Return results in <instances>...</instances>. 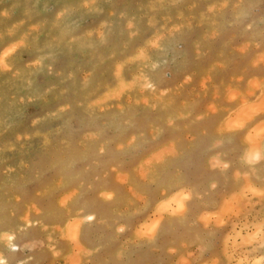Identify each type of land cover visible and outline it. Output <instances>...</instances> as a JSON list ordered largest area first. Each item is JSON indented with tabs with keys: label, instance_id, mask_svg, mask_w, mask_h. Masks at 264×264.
<instances>
[{
	"label": "rangeland",
	"instance_id": "rangeland-1",
	"mask_svg": "<svg viewBox=\"0 0 264 264\" xmlns=\"http://www.w3.org/2000/svg\"><path fill=\"white\" fill-rule=\"evenodd\" d=\"M263 101L264 0H0V264H264Z\"/></svg>",
	"mask_w": 264,
	"mask_h": 264
},
{
	"label": "bare ground",
	"instance_id": "bare-ground-1",
	"mask_svg": "<svg viewBox=\"0 0 264 264\" xmlns=\"http://www.w3.org/2000/svg\"><path fill=\"white\" fill-rule=\"evenodd\" d=\"M44 2H46V1H44ZM28 6H29V5H28ZM68 27H69V26H68ZM145 57H146V56H145ZM145 57H144V58H145ZM144 78H145V77H144ZM162 96H163V95H162ZM162 101H163V100H162ZM263 102H264V101H263ZM96 132H97V131H96ZM263 132H264V131H263ZM97 134H98V133H97ZM95 137H96V136H95ZM96 138H97V137H96ZM86 141H87V140H86ZM45 143H46V142H45ZM86 143H87V142H86ZM100 146H101V145H100ZM84 147H86V146H84ZM261 148H262V147H261ZM86 149H87V148H86ZM81 151H82V149H81ZM260 151H261V150H260ZM75 152H76V151H75ZM257 153H258V152H257ZM72 154H73V153H72ZM170 154H171V153H170ZM262 155H263V154H262ZM158 158H159V157H158ZM260 158H262V157H260ZM69 159H70V158H69ZM262 159H264V158H262ZM251 161H253V160H251ZM65 165H66V164H65ZM261 166H262V165H261ZM261 166H260V167H261ZM263 166H264V165H263ZM253 169H254V168H253ZM255 169H256V168H255ZM261 178H262V177H261ZM259 188H260V187H259ZM250 193H251V192H250ZM232 202H233V201H232ZM64 207H65V206H64ZM53 208H54V207H53ZM48 209H49V208H48ZM234 209H235V208H234ZM40 212H41V211H40ZM38 214H39V212H38ZM62 214H63V213H62ZM93 215H94V214L89 213L88 216L93 218ZM58 217H59V216H58ZM257 219H259V218H257ZM262 220H263V219H262ZM101 221H102V220H101ZM89 224H90V223H89ZM52 225H53V224H52ZM259 230H260V229H258V231H259ZM262 230H264V229L262 228ZM262 230H261V231H262ZM76 231H77V230H76ZM263 232H264V231H263ZM88 234H89V233H88ZM256 236H257V235H256ZM90 237H91V235H90ZM246 238H247V237H246ZM246 238H245L244 241H247ZM252 238H253V237H252ZM244 241H243V242H244ZM18 243H19V242H18ZM18 243H17L16 241H13L12 244L18 246V245H19ZM247 243H248V242H247ZM251 243H253V242H251ZM251 243H250V244H251ZM254 243H255V242H254ZM263 245H264V244H263ZM50 246H51V245H50ZM19 247H20V246H19ZM258 248H259V247H258ZM252 250H253V249H252ZM256 250H257V248H256ZM256 252H257V251H256ZM244 253H245V252H244ZM255 255H256V253L254 254V256H255ZM250 256H251V255H250ZM248 257H249V256H248ZM248 257H247V258H248ZM5 258H6V257H5ZM8 258H9V257H8ZM250 258H251V257H250ZM254 258H255V257H254ZM261 258H262V257H261ZM241 259H243V258H240L239 260H241ZM9 260H10V259H9ZM239 260H238V261H239ZM241 261H242V260H241ZM241 261H239V262L241 263ZM255 261H257V260H255ZM223 263H224V262H223ZM258 263H260V262L258 261ZM80 264H81V263H80ZM227 264H228V263H227ZM252 264H253V263H252Z\"/></svg>",
	"mask_w": 264,
	"mask_h": 264
}]
</instances>
